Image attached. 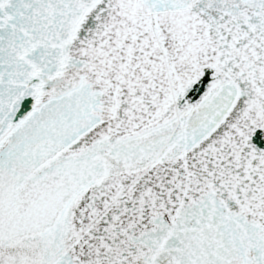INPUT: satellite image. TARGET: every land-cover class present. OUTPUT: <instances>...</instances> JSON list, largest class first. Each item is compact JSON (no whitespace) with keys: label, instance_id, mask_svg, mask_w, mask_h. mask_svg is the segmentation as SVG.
Listing matches in <instances>:
<instances>
[{"label":"snow or ice","instance_id":"snow-or-ice-1","mask_svg":"<svg viewBox=\"0 0 264 264\" xmlns=\"http://www.w3.org/2000/svg\"><path fill=\"white\" fill-rule=\"evenodd\" d=\"M0 264H264V0H0Z\"/></svg>","mask_w":264,"mask_h":264}]
</instances>
